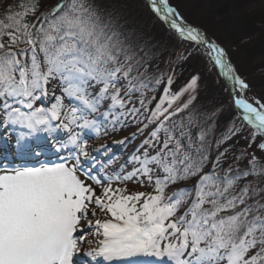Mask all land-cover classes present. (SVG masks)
<instances>
[{
  "label": "snow or ice",
  "instance_id": "snow-or-ice-1",
  "mask_svg": "<svg viewBox=\"0 0 264 264\" xmlns=\"http://www.w3.org/2000/svg\"><path fill=\"white\" fill-rule=\"evenodd\" d=\"M145 2L166 69L110 0H0V264H264V88ZM190 61L227 106L197 105L200 71L174 88Z\"/></svg>",
  "mask_w": 264,
  "mask_h": 264
},
{
  "label": "trees",
  "instance_id": "trees-1",
  "mask_svg": "<svg viewBox=\"0 0 264 264\" xmlns=\"http://www.w3.org/2000/svg\"><path fill=\"white\" fill-rule=\"evenodd\" d=\"M186 19L213 37L223 46L234 50L233 59L240 73L253 84V91L264 88V4L261 0H172ZM126 27L143 33L148 45L159 49L157 60L162 69L172 51L171 38L150 15L145 0H110ZM250 69V70H249ZM193 70L200 71L202 79L197 105L211 110L223 104L227 106V93L214 76L202 65L190 61L176 69L178 87ZM182 73V74H181ZM256 77L255 79H251ZM225 113L220 117L223 121Z\"/></svg>",
  "mask_w": 264,
  "mask_h": 264
},
{
  "label": "rangeland",
  "instance_id": "rangeland-1",
  "mask_svg": "<svg viewBox=\"0 0 264 264\" xmlns=\"http://www.w3.org/2000/svg\"><path fill=\"white\" fill-rule=\"evenodd\" d=\"M171 43H172V41H171ZM154 63H155V62H154ZM249 70H250V69H249ZM255 78H256V77H252L251 79H255ZM131 131H134V129H124V130H123V133H121V132L113 133V134H112V137H109L107 142L111 143V139H112V138L119 139V138L122 137L123 134L130 133ZM60 135H63V134H60ZM92 142H93V146H98L100 143H104L105 141H104V140H98V141H92ZM135 143H138V141H135V140H134V141H133V144H135ZM131 147H132V146L130 145L128 149H122V148H120V147H118V146H116V145H112V149H113V151H114L118 156H121V159H123L124 156H126L127 152L131 150ZM51 158H52L53 160H55V155H53Z\"/></svg>",
  "mask_w": 264,
  "mask_h": 264
}]
</instances>
